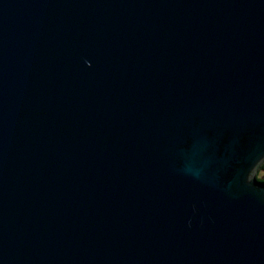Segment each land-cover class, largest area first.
Here are the masks:
<instances>
[{
    "label": "water",
    "instance_id": "1",
    "mask_svg": "<svg viewBox=\"0 0 264 264\" xmlns=\"http://www.w3.org/2000/svg\"><path fill=\"white\" fill-rule=\"evenodd\" d=\"M264 0H0V264H264Z\"/></svg>",
    "mask_w": 264,
    "mask_h": 264
},
{
    "label": "trees",
    "instance_id": "2",
    "mask_svg": "<svg viewBox=\"0 0 264 264\" xmlns=\"http://www.w3.org/2000/svg\"><path fill=\"white\" fill-rule=\"evenodd\" d=\"M262 173L261 175H259V173ZM256 178L258 180L264 181V162L259 166V169L256 173Z\"/></svg>",
    "mask_w": 264,
    "mask_h": 264
},
{
    "label": "rangeland",
    "instance_id": "3",
    "mask_svg": "<svg viewBox=\"0 0 264 264\" xmlns=\"http://www.w3.org/2000/svg\"><path fill=\"white\" fill-rule=\"evenodd\" d=\"M262 173L260 172L259 175H261Z\"/></svg>",
    "mask_w": 264,
    "mask_h": 264
}]
</instances>
